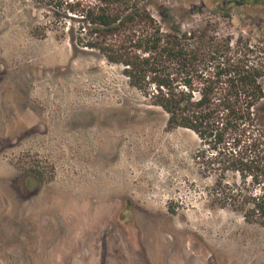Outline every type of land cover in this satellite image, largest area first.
I'll list each match as a JSON object with an SVG mask.
<instances>
[{
	"label": "rangeland",
	"instance_id": "rangeland-1",
	"mask_svg": "<svg viewBox=\"0 0 264 264\" xmlns=\"http://www.w3.org/2000/svg\"><path fill=\"white\" fill-rule=\"evenodd\" d=\"M224 1L147 5L165 30L264 43V0ZM57 20L0 0V264H264V226L209 205L197 135Z\"/></svg>",
	"mask_w": 264,
	"mask_h": 264
},
{
	"label": "trees",
	"instance_id": "trees-1",
	"mask_svg": "<svg viewBox=\"0 0 264 264\" xmlns=\"http://www.w3.org/2000/svg\"><path fill=\"white\" fill-rule=\"evenodd\" d=\"M70 25L75 47L119 65L130 86L200 140L195 160L213 178L209 205L264 226V43L211 21L165 30L147 0H33ZM67 27V26H66Z\"/></svg>",
	"mask_w": 264,
	"mask_h": 264
},
{
	"label": "flooded vegetation",
	"instance_id": "flooded-vegetation-1",
	"mask_svg": "<svg viewBox=\"0 0 264 264\" xmlns=\"http://www.w3.org/2000/svg\"><path fill=\"white\" fill-rule=\"evenodd\" d=\"M247 3L248 2L245 0H225L224 1L225 7H228L230 4L237 7L238 5H245ZM262 3L264 5V1ZM249 5H251V3H249Z\"/></svg>",
	"mask_w": 264,
	"mask_h": 264
},
{
	"label": "bare ground",
	"instance_id": "bare-ground-1",
	"mask_svg": "<svg viewBox=\"0 0 264 264\" xmlns=\"http://www.w3.org/2000/svg\"><path fill=\"white\" fill-rule=\"evenodd\" d=\"M158 239V238H157ZM183 240V239H182ZM176 243V245L178 246V243H177V241L175 242Z\"/></svg>",
	"mask_w": 264,
	"mask_h": 264
}]
</instances>
